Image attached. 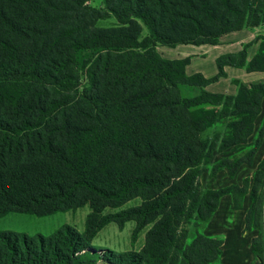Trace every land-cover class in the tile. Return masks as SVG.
Segmentation results:
<instances>
[{
  "label": "trees",
  "instance_id": "obj_1",
  "mask_svg": "<svg viewBox=\"0 0 264 264\" xmlns=\"http://www.w3.org/2000/svg\"><path fill=\"white\" fill-rule=\"evenodd\" d=\"M0 0V217H46L88 206L84 231L63 225L48 236L0 231V264H213L222 236L185 225L208 222L223 196L235 210L249 196L244 231L253 264H264V157L241 185L203 191L199 176L215 144L200 138L219 119L231 139L209 171L233 178L251 165L264 135L243 157L262 112L264 82L235 95L206 86L224 67L264 71V45L245 64V47L216 58L217 73L188 75V58L168 60L157 46L217 45L264 24V0ZM113 16L117 25L100 28ZM235 56L238 57L235 60ZM182 88L198 90L184 96ZM228 150V151H227ZM227 151V152H226ZM233 155V154H232ZM139 199L136 207L122 209ZM106 209H118L103 214ZM134 223L130 243L149 227L139 251L112 253L90 244L106 225Z\"/></svg>",
  "mask_w": 264,
  "mask_h": 264
},
{
  "label": "crops",
  "instance_id": "obj_2",
  "mask_svg": "<svg viewBox=\"0 0 264 264\" xmlns=\"http://www.w3.org/2000/svg\"><path fill=\"white\" fill-rule=\"evenodd\" d=\"M241 33H243V30L228 34L222 37L219 40V43L214 46L212 45L194 46L201 48L198 51H190L189 49L183 51L180 50L178 47V46H191V45H178L173 48L165 47L169 50L168 54L170 56L163 58L168 60L188 58L189 64L185 68L186 73L188 75L193 73H200L203 75V77L209 79L215 76L217 73V68L215 65V60L217 57L225 54H235L240 50H242L243 47H245V64H248V62L257 53L259 49V44H251V45L244 44L242 48L239 47L241 39H239L238 35ZM206 58H210L209 63L196 65V62L198 60H207ZM213 65H215V69ZM224 72L226 75L225 77L219 78L217 81L209 83L206 86L205 90L211 93L235 95L237 87L232 83L233 80H237L244 85L264 82V71L246 72L243 68L225 66ZM263 104H264V99L262 101V109H263ZM263 143H264V135L262 137V141L259 148L257 149L255 155L253 156L251 165L242 164L235 173V175L233 176V178H229L225 170L219 171L213 177H211L209 174L207 175L206 174L207 172L202 173L199 176L201 189L203 191H207V190L219 189L218 187L223 188L231 184L241 185L242 181L245 178L251 177L253 172L256 170L258 164L263 159L264 157V149L262 150ZM222 180L225 181L222 183ZM217 181L219 186H214ZM249 204H250L249 196L246 195L243 199L242 208L240 210H235L232 206L231 196L229 195L223 196L220 199L219 206L215 211V213L212 215L211 219L208 222L204 223V226L202 227L203 235L208 237L222 236L223 238V244L221 246V255H220L221 261H219L220 259L219 257V259L215 261L213 264H216L217 262H220V264H253L254 256L249 249V245L251 239L254 236H256V233L255 231L243 230L244 215L249 207ZM96 236L92 240V243L95 242ZM142 246H143L142 241L139 244L137 240V244H135L134 246V251H139L142 248ZM224 250L225 251L231 250V252L234 254L233 260L231 262L226 261V259H229V257L223 255ZM245 254H247V256Z\"/></svg>",
  "mask_w": 264,
  "mask_h": 264
},
{
  "label": "rangeland",
  "instance_id": "obj_3",
  "mask_svg": "<svg viewBox=\"0 0 264 264\" xmlns=\"http://www.w3.org/2000/svg\"><path fill=\"white\" fill-rule=\"evenodd\" d=\"M87 4L96 9L104 8L103 0H87ZM97 25L98 27L104 29V28L114 27L117 25V23L116 20L113 18V16H108L105 19L99 20L97 22ZM238 37L239 39H241L239 45V47L241 48L243 47L244 44L251 45V44L262 43V45H264V24H259L256 27L244 28L243 33L239 34ZM178 47L180 50L183 51L187 49H189L190 51H198L201 49L199 47H194V46H178ZM156 50L162 57L170 56L168 54L169 50L165 47L157 46ZM206 59L207 60H198L196 62V65L209 63L210 58H206ZM237 59L238 57L235 56V60ZM213 66L215 69V65ZM181 91L184 96H194L199 93L198 90H188L186 88H182ZM263 116H264V104H263L262 112L255 122L253 134L248 138L249 141L248 145H245L244 147L241 148L236 147L233 153L229 154L230 156L243 157L244 155H246L247 151L254 145L255 141L258 138V130L260 128ZM229 120L230 117L228 116L219 119L211 127L207 128L199 135L202 140L208 143L213 142L215 144V151L212 153V157L209 163L201 166V169L207 172L206 173L207 175L209 174L211 167L223 157L222 155L223 153H219L218 149L223 145L224 140L225 139H228V141L231 140L229 139L230 134H229V129L227 128V123ZM263 149H264V143L262 145V150ZM224 181L225 180H222V183ZM214 186H219L218 181L215 183ZM139 204H140L139 199H133L131 201L126 202L121 208L122 209L132 208L138 206ZM117 210L118 209H114V210L106 209L103 212V214L113 213L116 212ZM89 212H90L89 207L84 206L82 208L77 209L76 211L62 212L46 217H35L27 214L10 213L4 217H0V231L23 233L27 236H35L36 234L48 236L53 232H55L56 230H58L59 228H61L63 225H68L73 227L75 230H78L79 233H82L84 231L85 218ZM203 226L204 223L196 222V221H190L188 224H186L185 229L187 230V242L190 241V239H192L195 233L198 232L202 234ZM148 228L149 227H146L145 229H143L141 232L138 233L136 241L134 242V245L132 247L130 243V239L134 229V223L127 222L124 225V228L121 230H119L114 223H110L106 225L101 231H99V233L96 236L95 242L94 243L91 242L90 246L96 250H110L112 251V253L115 254L120 252H125L127 250H134V246L135 244H137V240L139 244L141 243V241L142 243H144L145 232ZM255 233L257 235L258 231L255 230ZM263 233H264V221H263ZM227 250L226 251L224 250L223 255L229 257V259H226V261L231 262L233 260L234 254L231 252V250L230 251ZM245 255L247 256V254ZM219 261H221V257ZM216 264H220V262H217Z\"/></svg>",
  "mask_w": 264,
  "mask_h": 264
}]
</instances>
